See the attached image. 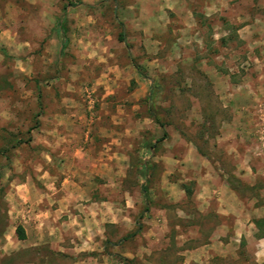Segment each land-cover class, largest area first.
Here are the masks:
<instances>
[{"label": "rangeland", "instance_id": "obj_1", "mask_svg": "<svg viewBox=\"0 0 264 264\" xmlns=\"http://www.w3.org/2000/svg\"><path fill=\"white\" fill-rule=\"evenodd\" d=\"M207 163L244 213L201 203ZM100 164L122 175L99 178ZM65 177L117 214L92 223L101 252L70 264H260L264 204L248 200L264 199V0H0V232L18 189ZM242 217L253 239L204 259L217 224Z\"/></svg>", "mask_w": 264, "mask_h": 264}, {"label": "crops", "instance_id": "obj_2", "mask_svg": "<svg viewBox=\"0 0 264 264\" xmlns=\"http://www.w3.org/2000/svg\"><path fill=\"white\" fill-rule=\"evenodd\" d=\"M57 130L55 126L49 131V134L55 138L53 140L55 149L57 147L55 153L64 141V136L57 133ZM89 131L90 129H87L84 135L85 143L91 142V138L88 139ZM44 140L47 139L44 138ZM75 152L82 154L79 150ZM103 155L106 156V152H99V156ZM107 159L114 164L118 160V155L116 152L109 154ZM199 164L202 163L199 162ZM197 170L199 177H202L203 173L207 177V183L201 188L203 192L199 198L205 207L209 206V202L215 203L214 206L212 205L215 216L219 218L228 216L230 208L242 211L246 209L247 199L224 183V176L209 163L204 166L203 170L202 168ZM90 171L95 172L99 178L122 175L121 171L114 168L106 169L101 164L96 167L95 171L93 169ZM76 174L78 171H75L72 177ZM233 174L238 180L242 179L239 171ZM47 177L49 175L46 171L37 174L40 182L46 181ZM67 178L65 177L56 187L49 183L44 185L45 189L29 187L28 190L18 189L15 192V204L12 210L15 219H10L0 232V264H64V262L70 264L79 252L83 254L101 252L100 242L105 239L102 235L98 237L92 223L97 221L115 225L117 221H106V219L116 218L117 214L113 211L114 209L109 208L108 202L104 200L97 202L93 200L92 202L90 198L83 197L81 189L76 184L71 187L65 186ZM108 183L111 187H115L111 181ZM259 197L249 198L248 203L264 204L263 195L260 194ZM83 199L90 201L88 206L80 203ZM217 226L207 240L209 244L201 248L204 259L224 257V252H227L230 247V241L234 243L241 239L250 241L258 230L253 220L247 221L244 217L236 219L232 227L225 223L217 224ZM18 227L24 235L22 240H19L16 234ZM109 243H112V239ZM256 244L259 246L255 253L256 262L264 264V235L258 238ZM79 261L73 264H87L85 260Z\"/></svg>", "mask_w": 264, "mask_h": 264}, {"label": "trees", "instance_id": "obj_3", "mask_svg": "<svg viewBox=\"0 0 264 264\" xmlns=\"http://www.w3.org/2000/svg\"><path fill=\"white\" fill-rule=\"evenodd\" d=\"M16 234L19 240H22L24 238L23 232L19 227L16 229Z\"/></svg>", "mask_w": 264, "mask_h": 264}]
</instances>
